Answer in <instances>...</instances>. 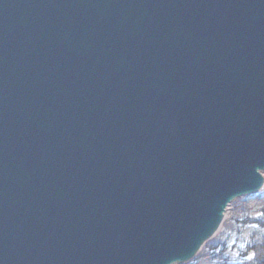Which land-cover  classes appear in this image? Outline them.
<instances>
[{
	"label": "water",
	"instance_id": "water-1",
	"mask_svg": "<svg viewBox=\"0 0 264 264\" xmlns=\"http://www.w3.org/2000/svg\"><path fill=\"white\" fill-rule=\"evenodd\" d=\"M264 0H0V264H179L264 184Z\"/></svg>",
	"mask_w": 264,
	"mask_h": 264
},
{
	"label": "rangeland",
	"instance_id": "rangeland-1",
	"mask_svg": "<svg viewBox=\"0 0 264 264\" xmlns=\"http://www.w3.org/2000/svg\"><path fill=\"white\" fill-rule=\"evenodd\" d=\"M263 255L264 184L233 199L215 234L191 260L179 264H259Z\"/></svg>",
	"mask_w": 264,
	"mask_h": 264
},
{
	"label": "trees",
	"instance_id": "trees-1",
	"mask_svg": "<svg viewBox=\"0 0 264 264\" xmlns=\"http://www.w3.org/2000/svg\"><path fill=\"white\" fill-rule=\"evenodd\" d=\"M259 264H264V255H263L262 258L259 260Z\"/></svg>",
	"mask_w": 264,
	"mask_h": 264
},
{
	"label": "bare ground",
	"instance_id": "bare-ground-1",
	"mask_svg": "<svg viewBox=\"0 0 264 264\" xmlns=\"http://www.w3.org/2000/svg\"><path fill=\"white\" fill-rule=\"evenodd\" d=\"M199 251H200V250H199ZM199 251H198V252H199ZM198 252H197V253H198ZM197 253H196V254H197Z\"/></svg>",
	"mask_w": 264,
	"mask_h": 264
},
{
	"label": "snow or ice",
	"instance_id": "snow-or-ice-1",
	"mask_svg": "<svg viewBox=\"0 0 264 264\" xmlns=\"http://www.w3.org/2000/svg\"><path fill=\"white\" fill-rule=\"evenodd\" d=\"M251 258V257H250Z\"/></svg>",
	"mask_w": 264,
	"mask_h": 264
}]
</instances>
